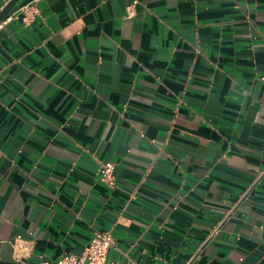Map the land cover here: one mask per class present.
Instances as JSON below:
<instances>
[{
	"label": "crops",
	"instance_id": "0c3cea01",
	"mask_svg": "<svg viewBox=\"0 0 264 264\" xmlns=\"http://www.w3.org/2000/svg\"><path fill=\"white\" fill-rule=\"evenodd\" d=\"M263 77L264 0H20L0 23V264L80 256L97 229L121 264H264Z\"/></svg>",
	"mask_w": 264,
	"mask_h": 264
},
{
	"label": "built area",
	"instance_id": "2783aa9c",
	"mask_svg": "<svg viewBox=\"0 0 264 264\" xmlns=\"http://www.w3.org/2000/svg\"><path fill=\"white\" fill-rule=\"evenodd\" d=\"M132 6L128 7L130 12ZM33 18V12H27L25 21L28 22ZM264 80V77L262 78ZM114 164L112 162H102L100 166V178L109 187L116 186V179L113 175ZM264 175V170L261 171L253 179V184ZM114 245V237L109 229H97L94 235L84 250L82 255L68 253L62 256L55 262L43 260L40 264H121L109 259L108 254L111 247Z\"/></svg>",
	"mask_w": 264,
	"mask_h": 264
},
{
	"label": "water",
	"instance_id": "95a60500",
	"mask_svg": "<svg viewBox=\"0 0 264 264\" xmlns=\"http://www.w3.org/2000/svg\"><path fill=\"white\" fill-rule=\"evenodd\" d=\"M20 0H10L4 8L0 11V23L6 19V17L10 14L12 9L15 7V5L19 2ZM6 264H28V263H22V262H2Z\"/></svg>",
	"mask_w": 264,
	"mask_h": 264
}]
</instances>
